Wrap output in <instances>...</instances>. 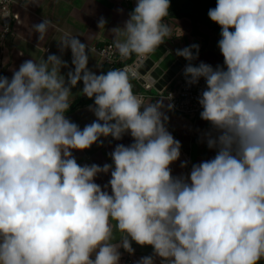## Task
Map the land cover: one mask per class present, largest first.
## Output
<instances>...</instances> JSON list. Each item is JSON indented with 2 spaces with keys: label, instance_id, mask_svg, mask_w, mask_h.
<instances>
[{
  "label": "clouds",
  "instance_id": "9594fccd",
  "mask_svg": "<svg viewBox=\"0 0 264 264\" xmlns=\"http://www.w3.org/2000/svg\"><path fill=\"white\" fill-rule=\"evenodd\" d=\"M170 6L136 0L123 28L111 29L122 58L152 53L171 38ZM208 17L221 28L223 66L194 65L198 44L175 50L188 62L186 82L205 81L200 118L212 128L207 146L217 150L188 177H173L170 168L181 155L166 127L172 94L167 105L145 102L127 71L89 70V47L78 37L65 33L59 43L72 54L67 76L56 54L25 60L11 79L0 75V264H119L120 248L134 253L132 241L152 246L162 264L264 259V0H217ZM50 26L32 25L39 41ZM81 81L96 117L82 130L65 115ZM125 134L134 142L116 145L112 164L81 166L73 156ZM109 172L111 194L94 182Z\"/></svg>",
  "mask_w": 264,
  "mask_h": 264
},
{
  "label": "crops",
  "instance_id": "0c3cea01",
  "mask_svg": "<svg viewBox=\"0 0 264 264\" xmlns=\"http://www.w3.org/2000/svg\"><path fill=\"white\" fill-rule=\"evenodd\" d=\"M135 6L136 0H39L36 5L31 0H13L11 6L14 15L12 29L0 40V75L11 79L13 70H18L25 60L40 61L49 54H56L67 62L68 67L61 69V73L67 76V72L74 66L71 63V50L66 49L61 52L59 47L60 40L65 33L76 36L82 43L88 44L89 70L96 74L106 73L108 70L106 67L102 68L95 48L107 43L113 44L114 34L111 29L123 28L124 22L129 18V13ZM101 18L106 23L105 27L99 28L98 22ZM43 20L50 21L51 26L45 38L39 41V34L35 32L32 25L39 24ZM164 22L172 29L171 38H165L164 42L170 46L173 54L176 49L198 44L199 57L192 62L194 65L204 62L212 65L213 68L217 65L223 66V56L218 47L221 35L208 25L199 23V33L194 34L192 33V19L189 16H169L165 18ZM177 58L183 64L188 63L182 57ZM129 78L133 92H135L139 89V85L134 78ZM82 88L83 82L81 81L72 89L74 99L69 110L65 113L66 118L76 123L81 130L96 120L94 113L89 110V105H93L94 100L81 94ZM161 98L152 96L146 98L145 102H154ZM165 104L167 105L166 101ZM165 111L169 117L166 123L167 130L181 143V155L177 161L170 165L172 176L188 177L193 165L211 160L216 155L217 150L207 146L206 134L212 130L211 125L200 118L201 111L194 115L180 114L167 111V109ZM133 142L130 134H125L120 140H115L111 136L101 137L100 142L93 144L89 149L73 150V156L81 166L96 164L102 167L104 164H112L110 154L116 145L128 146ZM182 162H187V166L181 167ZM110 179V172L101 173L94 182L99 184L102 190L111 194L110 186L105 188ZM121 235L116 232L114 242H118ZM131 243L134 253L129 254L120 248V261L122 258L130 256L133 258V262L130 264H137L142 257L153 256L154 264H162L161 258L154 256L152 246H140L134 241ZM92 258L94 259L95 256L93 255Z\"/></svg>",
  "mask_w": 264,
  "mask_h": 264
},
{
  "label": "built area",
  "instance_id": "2783aa9c",
  "mask_svg": "<svg viewBox=\"0 0 264 264\" xmlns=\"http://www.w3.org/2000/svg\"><path fill=\"white\" fill-rule=\"evenodd\" d=\"M12 3L13 0H0V40L12 29V21L14 18L11 10ZM95 51L98 54L102 68L106 67L108 71L111 69H123L129 73V77L136 80L139 89L134 93L144 101L146 98L155 96L162 97L168 103L169 94H172L173 99L171 102L174 104L172 111L180 114L193 115L202 111L198 103V98L206 87L205 81L201 78L198 84L189 85L183 74V69L186 64H183L179 71L158 89L147 81L144 75L139 73L138 68L141 62V55L134 54L132 57L122 58L112 43L96 47ZM132 262L133 258L127 256L126 258H122L119 264H130Z\"/></svg>",
  "mask_w": 264,
  "mask_h": 264
},
{
  "label": "water",
  "instance_id": "95a60500",
  "mask_svg": "<svg viewBox=\"0 0 264 264\" xmlns=\"http://www.w3.org/2000/svg\"><path fill=\"white\" fill-rule=\"evenodd\" d=\"M141 62L138 71L145 79L152 83L155 88L160 89L170 77H172L183 63L171 52L170 46L165 42L154 52L141 55ZM263 259L258 261L262 264Z\"/></svg>",
  "mask_w": 264,
  "mask_h": 264
},
{
  "label": "trees",
  "instance_id": "16d2710c",
  "mask_svg": "<svg viewBox=\"0 0 264 264\" xmlns=\"http://www.w3.org/2000/svg\"><path fill=\"white\" fill-rule=\"evenodd\" d=\"M217 0H170L169 16H189L192 19V33L198 34V24L204 23L220 35L221 28L208 17V10L216 6ZM168 16V17H169ZM133 53L131 57L134 55ZM264 264V259L263 263Z\"/></svg>",
  "mask_w": 264,
  "mask_h": 264
},
{
  "label": "rangeland",
  "instance_id": "374dc122",
  "mask_svg": "<svg viewBox=\"0 0 264 264\" xmlns=\"http://www.w3.org/2000/svg\"><path fill=\"white\" fill-rule=\"evenodd\" d=\"M178 71H179V69H178ZM94 255V254H93Z\"/></svg>",
  "mask_w": 264,
  "mask_h": 264
}]
</instances>
